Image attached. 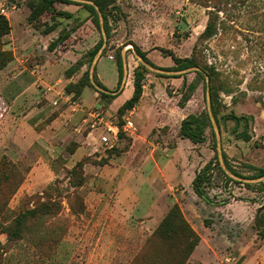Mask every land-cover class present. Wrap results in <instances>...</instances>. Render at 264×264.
I'll use <instances>...</instances> for the list:
<instances>
[{
  "label": "rangeland",
  "instance_id": "1",
  "mask_svg": "<svg viewBox=\"0 0 264 264\" xmlns=\"http://www.w3.org/2000/svg\"><path fill=\"white\" fill-rule=\"evenodd\" d=\"M36 1L0 0V15L10 25L2 48L14 58L0 70V166H15L9 184L21 180L10 209L44 204L47 213L30 221L22 241L3 246L0 234L4 264H137L173 204L199 236L191 263L264 264V236L253 224L259 208L250 209L256 200L264 206V191L246 189L229 171L243 184L228 182L218 170L205 187L210 203L192 189L194 173L214 156L209 130L197 145L178 135L186 115L206 109L202 82L178 107L183 75L191 82L194 73L171 76L145 67L142 102L118 111L141 64L130 43L160 68L174 66L169 53H194L200 65L214 67L228 164L243 176L256 173L249 167L264 169V0H117L108 8L110 37L98 59L90 52L102 34L82 4L56 3L54 12L31 22L28 4ZM209 17L217 32L206 39ZM120 48L127 87L119 98L106 99L92 85L90 68L95 61L92 80L96 75L116 89ZM86 71L90 86L78 96L66 92ZM232 114L247 117V126L240 122L235 129ZM126 118L135 132H122ZM109 125L119 129L112 147L101 142ZM246 127L248 142L235 136Z\"/></svg>",
  "mask_w": 264,
  "mask_h": 264
},
{
  "label": "trees",
  "instance_id": "2",
  "mask_svg": "<svg viewBox=\"0 0 264 264\" xmlns=\"http://www.w3.org/2000/svg\"><path fill=\"white\" fill-rule=\"evenodd\" d=\"M92 1L97 7L101 16L103 18V29L107 37V41L110 37V26L108 19V8L114 4L117 0H88ZM56 3H70L69 0H37L36 3H29L28 7L30 9L29 21H35L40 15L46 11H53V6ZM82 6L89 12L90 20L92 24L100 30V21L99 15L96 9L87 4H82ZM61 14L66 18L70 17L69 13H57ZM10 32V25L5 16L0 15V70L5 68L9 63L13 61V55L10 51L4 50L2 39L4 36L8 35ZM217 32L216 20L212 17L208 18L204 31L202 33L203 38H211ZM134 48L135 53L138 58L145 62L146 64L157 68L158 70L166 71H182L189 68H198L199 71H194L195 77L191 82L186 81V75L183 81V91L181 92V99L179 101L178 107L183 108L185 104L190 100L193 93L196 91L199 84L202 82L204 95L206 92V81L205 76L209 80V91H210V105L211 112L215 119V122L219 128V119H218V104H217V90L214 84V67L204 64L200 65L197 57L194 53L190 57L178 58L169 53L174 66L169 68H160L154 66L149 59L147 58V52L142 51L134 43H130ZM51 47L53 45H50ZM49 46V47H50ZM102 47V38L95 44L90 56H95V54ZM120 49L117 50L115 54V65L118 74L117 87L113 91L108 90L104 85H102L96 75L93 76L95 84L102 88L103 90L112 92L113 94L100 93L101 97L106 99H115L118 97L122 91H120L121 81L123 76V62L120 55ZM148 73V70L141 64H139L133 72V92L129 99H127L122 106L118 109L119 113H123L125 110H130L137 105L142 96V87L143 81L145 79V74ZM88 71H86L81 79L75 84H68L65 89L68 93H74L76 96L80 95L81 90L85 86H90L88 79ZM181 77V76H179ZM169 94L168 90H166ZM205 97V96H204ZM235 123V129L240 125V122H243L247 126V117L245 116H236L234 114L229 117ZM209 130L212 135L213 150L214 156L209 160L204 166L195 172L194 178L191 181V186L194 193L204 199L206 202L210 203L208 199L205 187L213 179L214 170H218L221 175L228 182H234L238 184H243L241 182H235L230 177H228L222 168L220 167L217 153L215 140L213 138L214 132L212 125L210 123L206 109L202 110L200 113H190L186 115L180 122L178 135L182 139H187L194 145L200 144L205 140L206 131ZM220 131V128H219ZM237 139H242L245 142L250 141L251 137L247 133V127L241 133L235 134ZM223 161L226 169L237 176L242 180H253L261 178L264 176V169H256L255 167H249L252 170H255L256 173L249 176H243L236 173L228 164L225 154L222 151ZM10 166L9 168H5ZM17 171L15 166L9 165V163H3L0 166V234L5 235L6 242L5 245H12L18 241H22L29 234V223L47 213L44 209L46 205L41 204L39 207L33 209H26L24 211H19L15 213L8 206L9 200L15 194L17 188L19 187L21 180L16 184H9L10 180H15ZM246 189H254L259 192L264 191V182L258 184H243ZM204 224H208L207 221ZM254 227L259 232V236H264V206L258 209L254 221ZM199 242V236L193 230L189 222L184 217L182 211L180 210L177 204H173L162 220L159 222L158 226L152 233L151 237L147 241V250L145 253L141 254V257L137 259V264H201V263H191L190 256ZM0 250H3L0 248ZM5 259L0 255V264H4ZM136 264V263H135Z\"/></svg>",
  "mask_w": 264,
  "mask_h": 264
},
{
  "label": "water",
  "instance_id": "3",
  "mask_svg": "<svg viewBox=\"0 0 264 264\" xmlns=\"http://www.w3.org/2000/svg\"><path fill=\"white\" fill-rule=\"evenodd\" d=\"M69 1L80 3V4L91 5V6H93L96 9V11H97V13L99 15L100 31H101V34H102V47L95 54V57H94V59H98L100 57V55H101L102 50L106 47V44H107V37H106L104 29L102 27V16H101V13L99 12L98 7L92 1H88V0H69ZM135 55H136V57H138L137 54H135ZM121 59H122V62H123V79H122V83H121V87L120 88H123L125 86L127 78H128V66H127V62H126L125 53H124L123 50L121 51ZM140 63H141V65H143L144 67H146L150 71H153L155 73H162V74H165V75H171V76L182 75V74H186V73H190V72H194V71H199L198 68L194 67V68L185 69V70H182V71H179V72H160L158 69L146 64L145 62H143L141 60H140ZM94 65H95V61L93 62L92 66L90 68V79H91L92 85L95 87V89L98 92L106 93V94H113L112 92L103 90L102 88L98 87L94 83V81L92 80L91 72L94 69ZM205 81H206V92H205L206 109H207V114H208L210 123L212 125V129H213V132H214V135H215V138H216L217 158H218V161H219L220 166H221L222 170L224 171V173L227 176L232 178L231 174L226 169L224 161H223L221 135H220L219 128H218V126H217V124L215 122V119H214V117L212 115V112H211L209 80H208L207 76H205ZM241 181L243 183H248V184H258V183L264 182V176L261 177V178L253 179V180H241Z\"/></svg>",
  "mask_w": 264,
  "mask_h": 264
},
{
  "label": "built area",
  "instance_id": "4",
  "mask_svg": "<svg viewBox=\"0 0 264 264\" xmlns=\"http://www.w3.org/2000/svg\"><path fill=\"white\" fill-rule=\"evenodd\" d=\"M124 133H133L136 131V127L130 118L124 119V124L121 127ZM119 129L116 126L109 125L105 129L104 135L101 137V142L105 145H110L111 147L118 141Z\"/></svg>",
  "mask_w": 264,
  "mask_h": 264
},
{
  "label": "crops",
  "instance_id": "5",
  "mask_svg": "<svg viewBox=\"0 0 264 264\" xmlns=\"http://www.w3.org/2000/svg\"><path fill=\"white\" fill-rule=\"evenodd\" d=\"M127 86H126V84H125V88H126ZM145 86H143V88H144ZM130 90H129V92L127 93L128 95H127V98L126 99H123L121 102H125L127 99H129L130 97H131V95H132V92H133V85H131L130 87ZM120 96H118V97H116V98H119ZM142 100H143V97L141 96V99H140V101H139V105H140V103L142 102ZM142 108H144V109H146V107H144V106H142ZM147 110V109H146ZM194 175H195V173H194ZM255 206V207H254ZM257 206V207H256ZM262 207V205H259V202L256 200V201H253V203L250 205V209L251 210H254V208H261ZM255 210H257V209H255Z\"/></svg>",
  "mask_w": 264,
  "mask_h": 264
}]
</instances>
